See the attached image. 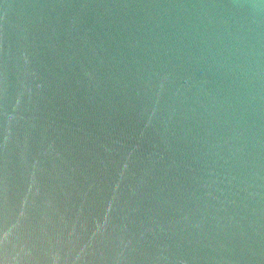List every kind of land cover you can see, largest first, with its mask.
<instances>
[{
  "label": "water",
  "instance_id": "water-1",
  "mask_svg": "<svg viewBox=\"0 0 264 264\" xmlns=\"http://www.w3.org/2000/svg\"><path fill=\"white\" fill-rule=\"evenodd\" d=\"M0 264H264V0H0Z\"/></svg>",
  "mask_w": 264,
  "mask_h": 264
}]
</instances>
